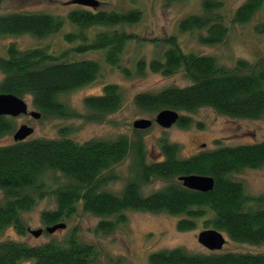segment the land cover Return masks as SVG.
I'll return each instance as SVG.
<instances>
[{
	"label": "trees",
	"instance_id": "obj_1",
	"mask_svg": "<svg viewBox=\"0 0 264 264\" xmlns=\"http://www.w3.org/2000/svg\"><path fill=\"white\" fill-rule=\"evenodd\" d=\"M263 1L244 0L234 11L232 21L247 22L261 8ZM222 8V0H202L201 13L181 18L179 31L205 30V34L198 35L201 43H222L229 30L226 16L221 14ZM140 18L141 11L137 8L116 11L77 3L64 16L11 11L0 13V36L28 33L41 38L59 32L67 20L75 26L64 35L67 41L78 42L70 48L73 52L102 51L107 64L129 76L132 72L121 65V55L128 42L137 36L120 27L136 23ZM255 29L264 32V20ZM162 41L168 47L161 57L151 59L148 64L142 58L137 59L135 72L142 74L146 66L163 75L181 71L189 83L167 86L157 92L138 93L134 96L138 107L193 112L207 106L234 118L258 119L263 115L264 55L251 61L238 59L233 67H227L212 55L183 52L175 36ZM65 54L55 55L48 46L21 49L10 42L6 46V56L0 55L3 75L0 93L31 96L38 110L65 116L66 108L58 96L92 82L101 73L97 60H65L62 59ZM121 101L120 87L108 83L103 86L102 93L84 99L88 109L85 116L89 120L100 119L104 113L118 108ZM177 124L186 127L190 118L180 115ZM12 129V118L0 115V136ZM179 150L178 144L162 139V159L148 162L141 140L134 143L123 135L83 142L66 136L33 138L0 145V190L4 194L0 201V232L8 226L20 235L29 232L21 213L31 210L39 199L50 195L55 199V208L41 213L47 226L67 220L80 204L83 211L102 218L97 225L102 232L112 231L117 223L125 221V211L134 209L178 216L176 225L181 231L193 229L196 219H202L205 229L224 232L236 242L264 243V193L250 196L243 182L232 177L243 168L264 165V138L253 143L201 150L186 158L180 157ZM127 156H132L130 176L121 189H109V182L117 176L108 170ZM49 173H57L62 178L57 187L52 188L46 182ZM190 174L212 177V190L189 189L177 179ZM154 180L164 181L163 186L144 193V187ZM23 260H31L32 264H100L96 247L80 241L75 229L64 240L39 245L16 240L0 242V264H20ZM148 262L264 264V253H190L176 247L151 252Z\"/></svg>",
	"mask_w": 264,
	"mask_h": 264
},
{
	"label": "rangeland",
	"instance_id": "obj_2",
	"mask_svg": "<svg viewBox=\"0 0 264 264\" xmlns=\"http://www.w3.org/2000/svg\"><path fill=\"white\" fill-rule=\"evenodd\" d=\"M70 0H0V13L11 11L43 12L64 16L74 8ZM202 0H99L97 9L124 11L137 8L141 11V18L131 25L120 28L137 37L130 40L121 55V65L129 68L131 75H124L117 67L104 61L102 51H86L75 53L70 48L78 42H70L64 35L75 29L67 20L62 29L44 37H34L31 34H8L0 36V55L6 56V46L14 42L21 49L47 47L55 55L66 52L62 59H95L101 65V73L92 82L61 93L59 102L66 109L65 116L44 113L32 103L31 96L22 98L27 104L28 111L40 114L39 118L19 115L12 118L13 129L10 133L0 136V145L14 142L13 133L21 125H28L33 130L24 140L33 138L69 137L77 142L91 138L114 139L120 135L128 137L136 143L138 139L144 145L146 161L162 159L160 140L179 145V155L186 158L201 150L213 149L221 145H238L253 143L264 138V113L258 119L234 118L216 112L211 107H199L193 112L177 111L180 115L190 118L186 127L177 123L169 128H163L154 123L145 129H135L133 122L140 118L154 120L160 110H143L134 102V96L142 92H157L164 87L184 86L189 81L181 71L173 75H163L154 72L147 66L142 74L135 72V62L143 59L146 64L153 58H160L168 44L162 39L175 36L183 52H195L212 55L227 67H233L238 59L254 60L264 55V32H257L255 27L264 20V1L250 20L244 23L232 21L234 11L244 0H222L221 14L226 16L229 30L222 43L204 44L198 40L200 33H182L178 29L181 18L195 13H201ZM66 18V16H65ZM91 34V33H90ZM68 52V53H67ZM3 75L0 72V80ZM115 83L121 89L122 101L115 110L104 113L100 119H87L88 109L84 106V99L89 95L102 93L103 86ZM132 156L114 165L108 173L116 178L109 182L108 188L117 191L123 187L130 176ZM46 182L52 188L62 182L57 173H49ZM234 179L243 182L245 191L250 196L264 193V165L258 168H243L232 175ZM161 180H154L144 187V193H150L163 186ZM4 194L0 190V201ZM253 205V203H251ZM55 199L46 195L39 199L31 210L21 213L25 226L30 230L47 227L41 219L44 210L54 209ZM102 218L83 211L78 204L76 212L67 220L65 228L57 229L53 233L43 232L35 237L30 232L20 235L12 226L0 232V242L16 240L28 245H39L51 240H64L75 229L80 241L93 244L99 254L100 264H150L148 255L157 250H169L182 247L190 253L211 252L197 240V234L205 230L202 219H196L195 227L190 230H178V216L164 212H150L130 209L125 211V221L117 223L109 232H102L97 225ZM51 226V225H48ZM226 239L223 247L217 252H245L264 253V243L252 245ZM20 264H32L31 260H23Z\"/></svg>",
	"mask_w": 264,
	"mask_h": 264
},
{
	"label": "water",
	"instance_id": "obj_3",
	"mask_svg": "<svg viewBox=\"0 0 264 264\" xmlns=\"http://www.w3.org/2000/svg\"><path fill=\"white\" fill-rule=\"evenodd\" d=\"M70 3H77L79 5L88 6L92 8L98 7L100 4L99 0H70ZM29 114L33 118H39L40 114L35 111H28V107L23 98L18 97L14 94L0 93V115L16 117L19 115ZM180 114L173 109L165 108L160 110L154 117V122L163 128H169L179 120ZM152 120L146 118H140L133 122L135 129H145L152 125ZM32 128L28 125H21L13 133V140L20 141L24 140L27 136L32 133ZM178 180L183 186L201 191L207 192L212 190L214 180L210 176H203L197 174L182 175L178 177ZM65 223L60 222L51 226L45 227L48 233H53L57 229L65 228ZM43 229L30 230L29 232L38 237L42 233ZM198 242L210 251L220 250L226 242L222 232L215 229L201 230L197 234Z\"/></svg>",
	"mask_w": 264,
	"mask_h": 264
},
{
	"label": "flooded vegetation",
	"instance_id": "obj_4",
	"mask_svg": "<svg viewBox=\"0 0 264 264\" xmlns=\"http://www.w3.org/2000/svg\"><path fill=\"white\" fill-rule=\"evenodd\" d=\"M25 116H30L29 114H24ZM152 122H154V120L152 121ZM155 123V122H154ZM153 124V123H152ZM176 124V123H175ZM178 179V178H177ZM179 181V180H178ZM44 231H42V233H43ZM41 233V234H42Z\"/></svg>",
	"mask_w": 264,
	"mask_h": 264
}]
</instances>
